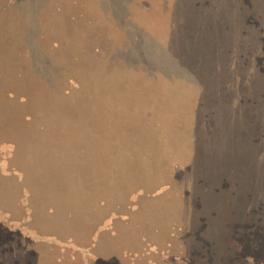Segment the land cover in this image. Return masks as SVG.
<instances>
[{"label": "rangeland", "instance_id": "rangeland-1", "mask_svg": "<svg viewBox=\"0 0 264 264\" xmlns=\"http://www.w3.org/2000/svg\"><path fill=\"white\" fill-rule=\"evenodd\" d=\"M0 264H264V0H0Z\"/></svg>", "mask_w": 264, "mask_h": 264}]
</instances>
